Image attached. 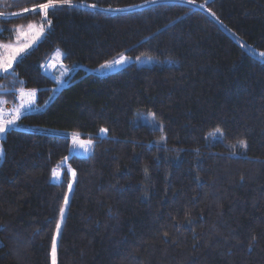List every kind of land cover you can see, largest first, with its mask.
Instances as JSON below:
<instances>
[{
  "label": "trees",
  "instance_id": "1",
  "mask_svg": "<svg viewBox=\"0 0 264 264\" xmlns=\"http://www.w3.org/2000/svg\"><path fill=\"white\" fill-rule=\"evenodd\" d=\"M45 3L0 0V42L45 29L0 74L5 103L37 92L1 138L0 264H52L54 240L56 264H264V0Z\"/></svg>",
  "mask_w": 264,
  "mask_h": 264
},
{
  "label": "rangeland",
  "instance_id": "2",
  "mask_svg": "<svg viewBox=\"0 0 264 264\" xmlns=\"http://www.w3.org/2000/svg\"><path fill=\"white\" fill-rule=\"evenodd\" d=\"M44 34L45 29L42 25L38 23H32L28 27H19L17 29L15 40L10 42H0V74L11 71L13 65L31 48H33L41 40ZM63 56L64 51L61 48H57L51 56L50 60H48L44 66L46 73L55 76L59 80L60 84L66 83L67 77L72 71V69H70L63 62ZM126 58L127 59L122 63H115L116 61L121 60L120 58L112 63L106 64L101 69V72L118 70L128 62H135L138 65H153L158 62L156 58L151 56ZM109 64H111V66H107ZM5 69L7 70L5 71ZM138 122L147 124L157 130H162L163 128L161 122L154 117L152 112H143L138 117ZM74 140V152L81 155H87L91 149V142L88 139L80 137L79 135H75ZM62 172L63 171L60 168L55 170L54 178L60 180Z\"/></svg>",
  "mask_w": 264,
  "mask_h": 264
},
{
  "label": "snow or ice",
  "instance_id": "3",
  "mask_svg": "<svg viewBox=\"0 0 264 264\" xmlns=\"http://www.w3.org/2000/svg\"><path fill=\"white\" fill-rule=\"evenodd\" d=\"M149 2H155V0H149ZM187 2L192 3V2H194V0H187ZM63 3L70 5L71 4V0H63ZM38 7L43 9L45 11V14H47V10L49 8L55 7V4L53 3V0H49V3L41 4ZM93 7H95V5H93ZM25 11H27V9H25ZM2 15H3V13H0V16H2ZM261 55L264 56V53H261ZM126 59H127L126 57H121V60L116 61L115 63H122ZM107 66H111V64H109ZM6 70L7 69H5V71ZM8 123H12V121L10 120V121H8ZM101 131L102 132H106L107 129H101ZM3 132H5V125L4 124H0V133H3ZM74 135H78V134H74ZM241 144H242L243 147H245V148L247 147L246 142H241ZM2 151L3 150L0 149V154H2ZM69 189H71V185H69ZM65 203H67V200H65ZM60 218H61V222H62L63 219H64L63 211H61ZM56 232H57V235H59V233H60V224H57ZM51 255H52V264H56V243H55V240L53 241V244H52Z\"/></svg>",
  "mask_w": 264,
  "mask_h": 264
},
{
  "label": "crops",
  "instance_id": "4",
  "mask_svg": "<svg viewBox=\"0 0 264 264\" xmlns=\"http://www.w3.org/2000/svg\"><path fill=\"white\" fill-rule=\"evenodd\" d=\"M5 104H7V107L11 105V103H5V100L0 99V110ZM36 104H37V92L33 90L25 91L23 93L22 102L18 106H13V110L16 114H18L19 117H21L25 112L30 111L32 109H36L37 108ZM0 124L5 125V132L0 133V149H2L1 138L4 136V134L10 127L6 123L1 121ZM0 156L1 157L3 156V151L2 154H0Z\"/></svg>",
  "mask_w": 264,
  "mask_h": 264
},
{
  "label": "built area",
  "instance_id": "5",
  "mask_svg": "<svg viewBox=\"0 0 264 264\" xmlns=\"http://www.w3.org/2000/svg\"><path fill=\"white\" fill-rule=\"evenodd\" d=\"M19 116L14 112L13 105H9L8 107L4 105L0 110V121L8 124L9 126H14L18 120ZM12 121V123H8V121Z\"/></svg>",
  "mask_w": 264,
  "mask_h": 264
}]
</instances>
